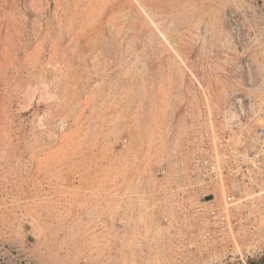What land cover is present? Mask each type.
Returning <instances> with one entry per match:
<instances>
[{
  "label": "rangeland",
  "instance_id": "374dc122",
  "mask_svg": "<svg viewBox=\"0 0 264 264\" xmlns=\"http://www.w3.org/2000/svg\"><path fill=\"white\" fill-rule=\"evenodd\" d=\"M262 125L264 0H0V264H246Z\"/></svg>",
  "mask_w": 264,
  "mask_h": 264
},
{
  "label": "built area",
  "instance_id": "2783aa9c",
  "mask_svg": "<svg viewBox=\"0 0 264 264\" xmlns=\"http://www.w3.org/2000/svg\"><path fill=\"white\" fill-rule=\"evenodd\" d=\"M197 130L200 134L199 138L205 139L210 135L201 126H198ZM238 145L237 148L225 150L218 155L213 153L212 163L210 165L203 163L202 169L209 172L213 179L218 178L219 174L228 168L233 171H245L250 176V180L264 187V125L259 126L249 140L246 139Z\"/></svg>",
  "mask_w": 264,
  "mask_h": 264
},
{
  "label": "trees",
  "instance_id": "16d2710c",
  "mask_svg": "<svg viewBox=\"0 0 264 264\" xmlns=\"http://www.w3.org/2000/svg\"><path fill=\"white\" fill-rule=\"evenodd\" d=\"M246 264H264V252L257 258L248 259Z\"/></svg>",
  "mask_w": 264,
  "mask_h": 264
}]
</instances>
